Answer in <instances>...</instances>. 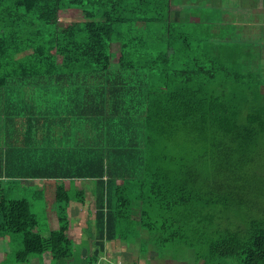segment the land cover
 <instances>
[{"label": "trees", "instance_id": "obj_1", "mask_svg": "<svg viewBox=\"0 0 264 264\" xmlns=\"http://www.w3.org/2000/svg\"><path fill=\"white\" fill-rule=\"evenodd\" d=\"M179 2L26 0L44 26L59 28V74L73 75L70 101L76 116L90 119L91 141L71 144L69 162L45 177L54 221L47 234L28 199L0 191V234H23L17 261L71 257L68 206L85 194L56 178L90 177L97 234L87 264H96L105 243L140 237L158 255L168 241L182 243L195 264H264V219L235 222L226 214L250 189L228 157L211 152L238 143L261 155L262 65L246 59L252 50L213 31L211 15L170 11Z\"/></svg>", "mask_w": 264, "mask_h": 264}, {"label": "crops", "instance_id": "obj_2", "mask_svg": "<svg viewBox=\"0 0 264 264\" xmlns=\"http://www.w3.org/2000/svg\"><path fill=\"white\" fill-rule=\"evenodd\" d=\"M170 11L191 18L211 15L212 30L226 32L229 40L252 50L246 59L262 65L259 72L264 74V0H180ZM43 26L26 0H0V191L9 198L24 197L32 187L43 194L45 177L56 175L69 162L74 149L68 147L91 141L90 119L76 116L70 101L73 75L59 74V28L51 29L44 40ZM56 180L67 182L70 191L84 192L85 201L72 200L68 211L75 223L94 225L92 178ZM85 209H93V215ZM5 235L0 234V250L10 247Z\"/></svg>", "mask_w": 264, "mask_h": 264}, {"label": "rangeland", "instance_id": "obj_3", "mask_svg": "<svg viewBox=\"0 0 264 264\" xmlns=\"http://www.w3.org/2000/svg\"><path fill=\"white\" fill-rule=\"evenodd\" d=\"M189 16L187 15L186 17ZM50 31L51 29L49 27L43 26L42 39L44 38L45 40V38L52 35ZM29 65L30 63L27 64V66ZM43 65L45 64L43 63ZM116 65L117 61L113 51L111 66L114 67ZM36 66L40 67V62ZM251 148V145L229 143L222 151L216 150L214 146L211 151L216 156L228 157L229 163L233 164L236 172L243 177L244 183L250 189L247 192H240L239 203L226 211V214L235 222H244L246 219L252 217L264 219V182L257 175L264 173V144L260 150V156L256 152H252ZM197 153H203V147L198 146ZM31 189L23 196L28 199L30 208L38 219V231L42 234H47L54 227L53 216H50L52 212L45 209L42 192L33 191V187ZM85 212L90 216L93 215V209H85ZM70 221L72 224L74 245L72 255L69 259L58 263L53 259H44L45 257L43 255L32 254L28 261H17L15 259V253L22 248L23 234L21 232H6L5 236L10 237V247H5L4 250H0V264H87L91 259L93 251L85 248L94 245L92 237L93 235L96 236L97 232L94 225L75 223L76 221L73 217H71ZM93 229L95 232H92ZM142 236H145V234L143 233ZM150 242L146 245L142 237H140V240L136 238L132 242H121L120 244H118V240L108 242L106 250L98 257L96 264H195L191 249L182 243L168 241L166 243L168 250H163V255H158L155 252L156 249L154 250L152 248L155 247L154 244ZM145 245L148 249L150 246L148 251L144 249ZM127 246L128 248H126ZM156 251L159 252V250Z\"/></svg>", "mask_w": 264, "mask_h": 264}]
</instances>
